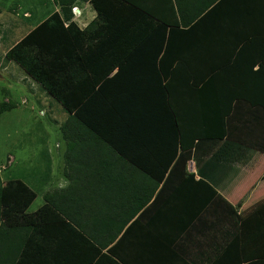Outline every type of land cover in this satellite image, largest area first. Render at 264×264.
<instances>
[{
  "label": "crops",
  "instance_id": "obj_1",
  "mask_svg": "<svg viewBox=\"0 0 264 264\" xmlns=\"http://www.w3.org/2000/svg\"><path fill=\"white\" fill-rule=\"evenodd\" d=\"M205 2L145 0L147 18L131 22L129 35L121 25L123 7L105 29L90 1L72 4L65 25L76 24L74 40L115 63L110 77L120 69L118 60L129 59L116 83L139 95L144 107L133 109L136 124L125 121L110 136L115 147L90 132L71 140L61 132L49 176L42 173L35 188L19 178L35 193L19 222L40 227L21 229L11 242L2 239L0 264H246L264 256V106L237 100L224 138L178 147L171 163L176 134L159 76L179 121L199 124L202 118L192 110L198 99L184 93L195 92L213 67L242 58L245 44L246 58H260L254 69L264 64V0H216L207 8ZM44 3L45 10L32 5L24 11V26L13 24L36 21L22 38L61 11L55 0ZM160 17L171 26L159 72L150 57L142 64L138 49L159 28ZM186 30L190 37L183 36ZM254 82L246 86L263 97L264 81ZM12 231L4 234L14 236Z\"/></svg>",
  "mask_w": 264,
  "mask_h": 264
},
{
  "label": "trees",
  "instance_id": "obj_2",
  "mask_svg": "<svg viewBox=\"0 0 264 264\" xmlns=\"http://www.w3.org/2000/svg\"><path fill=\"white\" fill-rule=\"evenodd\" d=\"M55 1L61 6V11L53 12L32 29L7 51L6 58L20 65L68 113V118L61 126L66 140L90 132L108 139L115 147V142L110 139V136L116 134L120 125L125 121L136 124L132 119L133 109L144 107L142 100H136L139 95L136 96L128 89L127 91L122 89L119 83H116L119 77L116 74L123 69V64L127 65L131 61L129 59L118 60L117 62H121L120 69L118 73L110 77L109 74L115 63L110 61V64H107L106 59L101 61L93 49H84L83 40L80 38L74 40L73 33L77 31L74 22L70 21L67 26L65 25L70 19L68 11L71 10L76 0ZM88 1L97 10V20L101 21L105 29L113 25L114 17L116 20L121 7L124 8L121 25L127 35H129L131 22H144L147 18L148 8L145 0ZM206 1L203 7L207 8L216 0ZM158 25L159 28L147 42L141 44L138 50L141 51L143 57L142 64L144 65L145 59L150 57L151 67L160 72L163 70L161 63H163L162 56L168 37L167 28L171 25L163 18L160 19ZM183 36L190 37L189 31L183 32ZM127 52L126 55L129 54ZM241 52L242 58L237 54L231 63L213 67L215 71L207 77L203 84L191 90L195 92L184 93L186 97L198 99L197 109L192 110L201 116L202 120L199 124L190 123L189 119H187L188 122L179 121V112L175 103L173 104L172 101V107L167 103L164 78L162 79V76L158 74L160 75V88L165 93V109L172 119L176 134V145L171 156V163L177 156L178 147L191 148L196 139L224 138L228 132L227 116L233 111L237 100H243L252 106H264V95L262 97L256 90L246 86L249 80L255 81L253 85L262 84L264 78L260 73L264 71V64L260 63L259 68L255 70L254 66L260 61L259 56H257L258 59L246 58V44L240 49ZM163 65L165 66V63ZM163 72H166L165 69ZM166 73H164L165 76ZM184 104L187 105L186 101ZM34 197V191L21 179H9L4 183L0 178V243L2 239H6L7 242L19 239L21 236L18 232L21 229L40 227H36L32 221L24 224L19 222V216ZM5 229L8 232L13 230L12 235L14 236L4 234ZM16 243L18 244V240ZM249 260L252 261L248 262ZM246 261V264H264V256L256 259L255 257L248 258Z\"/></svg>",
  "mask_w": 264,
  "mask_h": 264
},
{
  "label": "rangeland",
  "instance_id": "obj_3",
  "mask_svg": "<svg viewBox=\"0 0 264 264\" xmlns=\"http://www.w3.org/2000/svg\"><path fill=\"white\" fill-rule=\"evenodd\" d=\"M44 1L0 0V178L3 182L21 178L34 188L42 182L43 174L48 177L53 169L50 161L59 150L61 126L67 113L20 65L8 61L5 52L36 21L20 28L12 27L13 24L24 26V11L32 9V5L36 10H45ZM48 4L52 6L53 2ZM42 186L36 191L40 192Z\"/></svg>",
  "mask_w": 264,
  "mask_h": 264
}]
</instances>
